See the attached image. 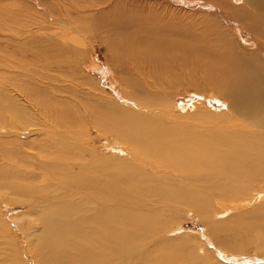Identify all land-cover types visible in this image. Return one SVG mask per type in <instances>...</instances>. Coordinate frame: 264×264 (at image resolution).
I'll return each instance as SVG.
<instances>
[{
  "label": "bare ground",
  "instance_id": "6f19581e",
  "mask_svg": "<svg viewBox=\"0 0 264 264\" xmlns=\"http://www.w3.org/2000/svg\"><path fill=\"white\" fill-rule=\"evenodd\" d=\"M218 1L225 10L222 12L225 18L230 16L242 23L240 32L248 29L259 42H264V0H242L238 5L236 0ZM33 2L17 0L12 5L22 13L26 6L34 7ZM1 10L0 31H3L5 22L15 19L17 14ZM100 23L91 28L97 31L105 26L102 29L111 35L108 42L115 56L114 65L121 70L127 61L130 64L133 76L126 82L124 72L120 71V80L126 83L125 97L130 104L133 105L132 100L137 102L134 106L137 111L120 107L103 111L94 106L89 107L88 117L97 129L113 136L114 144L122 141L132 161L124 160L122 173H108L96 181L90 175L75 172L77 164L70 165V148L83 137L87 139L88 134L72 129L75 123H80L78 118L71 117L76 110L66 103L60 86L52 83L54 76L45 72L51 62L64 57L63 52L50 45L41 47L36 40L15 47L17 56H29L41 68L22 73L25 68L18 59L9 60L12 63L9 71L0 66V72L12 74L6 75L9 80L12 78L7 83H3L0 75V123L8 127L5 133L8 139L4 143L0 140V160L8 165L14 159L12 167L0 166V188H9L11 195L16 194L15 200L10 197L6 200L27 207L42 231L38 232L34 222L20 226L21 232L26 233L23 245L0 220V264H224L206 247L203 255L192 248L185 259L177 251L175 256L162 255L166 215L182 208L195 210L213 234L227 232L224 236L227 251L246 255V246L231 249L237 233L216 222L212 226L207 223L210 213L207 206L215 195L223 199L239 198L243 188L264 177V57H261L264 49L256 45L253 48L259 49V54L230 59L223 52L214 54L207 45L204 51L185 47L183 41L170 39L163 30L161 35L137 19L112 22L108 27ZM132 26L135 29L131 30ZM189 61L201 68L210 89L224 96L212 97L219 103L226 100L228 103L225 130L213 139L175 137L171 128L163 124L164 115L171 113L164 96L167 89L162 85L160 73L155 75L156 69L161 67L165 71L171 63L174 69L175 65L183 68ZM37 133L43 134V140L45 135L59 137L57 154L48 160L45 144L36 151L30 146V151L19 153L20 136ZM33 162L44 172L48 170L55 183L42 176L36 179L42 185L36 187L32 183L36 170L17 172L20 167L34 168ZM82 188L84 196L79 193ZM263 210L264 206L260 211ZM262 226L260 236L264 238V223ZM33 230L38 233L33 235ZM263 238L256 246L260 252L264 248ZM260 252L255 259L242 256L235 263L264 264V254Z\"/></svg>",
  "mask_w": 264,
  "mask_h": 264
},
{
  "label": "rangeland",
  "instance_id": "374dc122",
  "mask_svg": "<svg viewBox=\"0 0 264 264\" xmlns=\"http://www.w3.org/2000/svg\"><path fill=\"white\" fill-rule=\"evenodd\" d=\"M16 1L3 0L2 2L0 0L1 11L5 14H17L15 19L5 22V28L0 31V66L3 70L9 71L11 70L9 65L12 66L9 60L13 62L18 59V62L22 61L25 68L20 71L22 73L23 71L32 73L41 68L29 56L21 57L16 54L17 46L34 40L41 47L50 45L63 52L64 57L56 60L57 62H51L52 65L49 69L46 68L45 72L54 76L52 83L60 86L65 98L63 99L76 110L71 117L78 118L80 123H75L72 129L88 134L87 139L83 137L76 141L73 149L70 148L69 152L72 154L70 165L77 164V167L73 168L75 172L90 175L95 181L97 178L108 176V173L112 174L116 171L119 174L122 173L124 162L129 163L132 158L128 156L122 141L117 139L119 142L116 145L111 134H105L97 129L88 117L89 107L95 106L97 110L103 111L117 107L137 111L134 107L137 102L132 100L133 105L130 104L129 99L125 97L128 92L123 85L126 83L120 80V71L124 72L126 82L133 76L129 69L130 64L127 61L121 70L114 65L115 56L108 42L111 35L102 29L105 26H102L100 30L92 31L96 24L104 22L108 27L112 22L121 23L128 19H137V21H144L147 26L161 35L163 30V33L167 34L170 39L179 43L183 41L185 47H199L204 51L207 49H204V46L207 45L214 54L223 52L230 59L237 56L251 58V54H259V49L255 51L253 48L256 45L264 49V42H259L252 31L243 29L244 31L240 32L242 24L240 21L228 15V18L222 15L225 10L221 8L218 0H32L34 7L26 6L27 9L22 13L12 5ZM241 2L242 0H236L237 5ZM87 27L89 29H83ZM133 29L135 26L131 28ZM127 31L125 30V33ZM262 49L260 55L263 54ZM263 55L261 57H264ZM63 60L66 62L63 63ZM173 64H169L170 67L165 68V71L159 67L155 74L160 73L162 85L167 89L164 96L171 115H164V126L171 128L175 137L184 135V137H194L193 139L198 138V140L207 137L213 139L215 134L225 130L228 116L227 100L226 103H219L212 97L223 95L218 90L210 89L209 82L204 78V72L196 64L190 62L183 68L175 65V69L172 68ZM0 75L3 83L12 80L7 77L10 74L6 76L4 71H1ZM12 77L15 80L18 79L16 76ZM0 128H2L0 129V140L4 143L8 139V136H5L8 127L0 123ZM173 128L174 131H172ZM26 130L29 131L30 128L25 129L24 132H27ZM72 136L76 138V135ZM43 138L42 133L22 134L19 139L22 150L19 153H24L26 149L30 151V146H33L36 151L41 144H45V153L48 157L46 160H48L49 156L57 154L56 143L59 137L45 135V140ZM13 161L14 159L12 162L9 160L7 165L6 161L0 160V166H11L10 164L13 166ZM35 162H33L34 168L20 167L21 171L17 172L25 173V170L35 172L36 170L37 175L33 177L35 180L32 182L36 187L42 185L41 182L36 181L42 176L48 177L50 183L52 177H49L48 170L44 172ZM9 169L13 170V168ZM80 178L77 177V180L80 181ZM53 183L55 180H51V184ZM92 185L89 186L92 187ZM69 190L74 191L73 188ZM108 190L113 191V189ZM0 191V220L6 224L4 226L7 227V231L15 235V238L18 237L25 245L26 233L21 232L20 226L34 222L38 232H41V224L37 218H33L35 216L28 213L27 207L10 204L6 200L7 197L13 199V195H16H11L9 188H0ZM79 191L84 196L83 188ZM242 192L239 198L223 199L218 195L212 196V201L208 203L210 206H207L210 210L207 223L212 226L216 222L219 226L226 227L227 231L233 230L237 233V238H233L236 242L229 245L232 246L231 249L246 246V255L227 251L228 249L224 248L228 243L224 239L227 232L224 235L223 233L213 234L195 210L185 208L166 215L167 226L164 225L165 232L163 231L164 235L161 236L162 241L165 242L162 255L172 256L174 254L175 256L178 254L175 252L177 251L182 253L185 259V255L191 253L189 251L192 248L198 254L203 255V248L206 247L213 251L214 256L224 264H236V259L242 256L255 259L259 254L257 252H260L256 246L263 238L260 233L263 230L261 227L264 223V210L261 212L260 209L264 206V177L243 188ZM224 210L227 211L224 213L222 212ZM217 212L219 214H216ZM32 233L34 235L35 230ZM261 250L263 251L260 253L264 254V248Z\"/></svg>",
  "mask_w": 264,
  "mask_h": 264
}]
</instances>
